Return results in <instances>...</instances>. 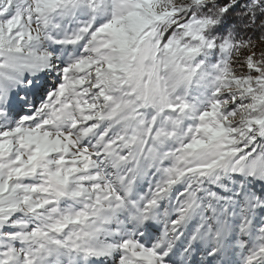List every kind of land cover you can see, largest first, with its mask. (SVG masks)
<instances>
[{
    "label": "snow or ice",
    "instance_id": "1",
    "mask_svg": "<svg viewBox=\"0 0 264 264\" xmlns=\"http://www.w3.org/2000/svg\"><path fill=\"white\" fill-rule=\"evenodd\" d=\"M0 264H264V0H0Z\"/></svg>",
    "mask_w": 264,
    "mask_h": 264
}]
</instances>
